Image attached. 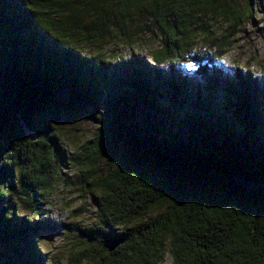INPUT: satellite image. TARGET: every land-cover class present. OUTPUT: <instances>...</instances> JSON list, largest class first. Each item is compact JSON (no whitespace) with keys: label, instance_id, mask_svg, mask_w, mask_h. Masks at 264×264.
I'll use <instances>...</instances> for the list:
<instances>
[{"label":"trees","instance_id":"1","mask_svg":"<svg viewBox=\"0 0 264 264\" xmlns=\"http://www.w3.org/2000/svg\"><path fill=\"white\" fill-rule=\"evenodd\" d=\"M253 9L254 0H0L8 264H49L40 238L60 229L45 207L68 167L82 175L75 186L98 191L97 221L72 264H162L167 248L173 264H264V90L237 71L215 111L177 71L200 40V59L220 62ZM148 41L159 48L128 74L115 56H91V47ZM165 88L182 114L158 105ZM88 114L93 135L67 153L62 124Z\"/></svg>","mask_w":264,"mask_h":264},{"label":"rangeland","instance_id":"2","mask_svg":"<svg viewBox=\"0 0 264 264\" xmlns=\"http://www.w3.org/2000/svg\"><path fill=\"white\" fill-rule=\"evenodd\" d=\"M254 7L252 18L243 22L233 47L220 62L213 66L200 59L206 52L205 50H208L207 46L200 40L199 44L190 53L193 57L177 70L179 74L180 71H185L188 74L193 86L198 88L202 94L204 102L212 101V104L215 105V111L220 109L219 105H222L226 100L225 81L229 80L236 86L237 71L242 74L247 70L253 72L254 78H258L264 90V0H254ZM221 33L223 34V31ZM155 45L148 41L143 48L138 49L135 45L129 47L126 44L117 42V45L108 44L100 48L91 47V56L95 60L103 56L106 59V64H108L110 58L112 59L115 56L119 59V62L115 64L120 66V70L123 68L128 74V70L137 65L136 56H140L141 59L149 63L151 50L159 48ZM86 52L88 53L87 50ZM196 53L199 55L198 58L195 57ZM204 66H207V69H204ZM160 68L163 70V74L167 76L166 78L174 77V72L172 73L170 66H161ZM118 75L119 72L116 73V76ZM180 76L183 78V75L180 74ZM111 78H114V75H111ZM161 94H163L162 97L159 96L157 99L158 105L171 110L174 109V113H183L181 108L175 107L173 95L168 91V88L163 89ZM144 113L146 114V110H144ZM227 116H229L228 113ZM150 117H153V115H150ZM135 118L138 119V114ZM62 125L64 131L59 138L67 148V153L70 154H75L79 146L85 143L96 129L90 114L84 116L76 126L66 123ZM68 168L64 169L62 174L57 177L55 190L49 195L48 204L45 207L47 216L60 229L59 232L54 234L50 231L45 232L40 238L41 252L48 256L47 262L49 264H72V256L78 253V249L75 247L83 241V232L90 231L97 221L98 206L94 195L98 196V191L91 188V185H85L83 188L78 185L75 186L74 184L80 182L82 175L74 167ZM101 168L105 169L104 166ZM29 215L31 213L23 210V218ZM150 217L152 215H149L146 219ZM73 249L74 251H72ZM8 256L9 253L2 245L0 247V264H8ZM162 264H173L172 255L168 248Z\"/></svg>","mask_w":264,"mask_h":264}]
</instances>
